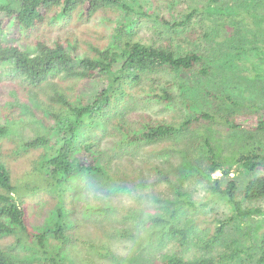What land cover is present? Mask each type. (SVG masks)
<instances>
[{"label": "trees", "instance_id": "1", "mask_svg": "<svg viewBox=\"0 0 264 264\" xmlns=\"http://www.w3.org/2000/svg\"><path fill=\"white\" fill-rule=\"evenodd\" d=\"M147 4L0 0V264H68L65 251L71 244L90 253L89 264L104 259L122 264L125 252L111 249L108 233L118 239L144 231L145 241L155 248L170 240L177 244V251L154 256L150 264H231L241 252L254 264H264V233L256 254L237 242L227 245L230 252L186 254L190 247L212 252L227 225L264 215L262 207L247 204L264 199V152L243 150L227 163L210 137L200 132L210 124L244 129L240 120L251 121L243 118L251 113L244 102L206 80L218 69L227 76L244 73L242 54L259 55L257 75L264 80V0H237L234 7L223 0H202L186 8L174 0L170 17L148 11ZM120 8L129 21L158 19L153 37L141 36L140 26L122 35L128 23L122 22L107 45L87 41L85 47L65 38V26L75 15L84 18ZM252 18L259 23L250 28L247 21ZM196 23L204 24L205 31ZM53 25L66 28L65 33L55 37L44 32ZM234 25L240 33L234 52L222 42L221 49L218 45L213 50L202 40L224 35ZM177 30L191 34L192 45L169 41ZM160 71L172 79L159 76ZM173 82L179 83L183 99L171 91ZM179 100L182 113L174 119L149 111L156 103ZM250 108L264 112L260 104ZM256 118L251 130L264 132V117ZM136 147L141 156L130 152ZM163 152L178 156L186 178L204 182L210 193L227 202L231 213L188 218V211L200 213L204 204L181 190L172 204L146 203L143 206L156 211L139 210L136 203L143 202L134 194L146 201L160 195L150 190L148 180L152 172L163 174L157 168L165 159ZM217 171L222 176L234 171L254 175L240 183L237 178L223 181L214 176ZM126 198L128 203L122 200ZM198 222L206 225L199 227ZM135 259L130 256L123 264H137Z\"/></svg>", "mask_w": 264, "mask_h": 264}, {"label": "rangeland", "instance_id": "2", "mask_svg": "<svg viewBox=\"0 0 264 264\" xmlns=\"http://www.w3.org/2000/svg\"><path fill=\"white\" fill-rule=\"evenodd\" d=\"M147 3L146 7L148 11H154L160 13V15H165L170 17L172 14L170 1L174 0H144ZM181 2L182 8L193 6L194 4H201L202 0H177ZM223 2L229 6H235L237 0H223ZM239 9H247L245 6H238ZM238 10V9H237ZM122 22H128L126 31L122 34L132 32V30L138 26V32L141 36H152V32L155 27L159 26V21L155 17H145L141 19L140 23L135 21H129L126 16V11L122 8L114 10H98L90 17H81L75 15L65 26L69 31L65 34L66 39L73 38L76 45H82L87 47L89 44L87 41L97 44V45H107L113 41L115 37L117 26ZM230 20H226V24ZM259 21L256 18H252L247 21V24L250 28L255 27ZM197 28L205 31V26L202 23H196ZM236 25L231 26L232 30L226 29V34L220 36H212L208 39H202L206 41L209 46L214 50L218 45L223 46L220 42L224 43L226 47L231 48L230 52L235 51V46L240 40V33L235 28ZM64 27L51 26V31L44 28V32L54 35L55 37L58 34L65 33ZM50 31V32H49ZM78 32V34H77ZM157 37V34L155 35ZM169 38V36H168ZM184 38V39H181ZM192 35L187 33H181L180 30H177L174 33V36H170L169 41L172 40L174 43L179 46L192 45L188 41H191ZM178 41V43H177ZM232 42V43H231ZM83 49V48H82ZM80 48L79 50L82 51ZM239 59L240 66H243L241 70H245L242 74H233L227 76L222 69L216 70V72L211 75V78L206 80V84H209L213 88H219L223 93L231 95L234 99H237L241 102H244L248 116L243 118H250V120L241 119L240 123L244 125V129L231 130L225 127L222 124H210L200 127V132L207 134L211 143L217 147V153L219 158H224L227 163H231L233 159L241 152L248 149H261L264 152V132L251 130L252 125H257V118L259 116L264 117V112L262 114L256 113L250 108L253 105H262L264 106V80L259 81V55L258 54H242ZM243 62V63H242ZM252 63H258L255 67ZM158 75L164 79H172V75H168L166 72L160 71ZM256 82V83H255ZM259 82V83H257ZM178 82H173L171 86V91L174 93L176 98L183 99L182 89L179 87ZM254 85V86H253ZM217 90V89H214ZM218 91V90H217ZM192 92V93H196ZM219 92V91H218ZM4 92L0 89V99H3ZM182 102L179 100L177 103H168L161 104L156 103L153 106L149 107V111L153 116L164 117L168 119H174L181 115L182 113ZM140 110H145L141 108ZM28 129L22 130L24 136H27ZM17 138H23L20 134H15ZM15 146L14 143H10ZM142 148L143 146H139ZM149 148V147H148ZM133 156H141L139 153V148L136 147L130 150ZM147 155V154H146ZM170 154L163 152L162 157L165 159H160L157 168L163 171V174L157 175L152 172L149 176V184L151 188L156 192H159L160 195L157 196L158 199L149 197V201H146L144 196L134 194L136 197L139 196L142 199L143 203H136L139 210L147 209L152 212L156 211L151 206H143L146 203H160L162 206L172 204L176 202L178 198V191H188L193 194L196 202H202L204 207L201 209L200 213L188 211L186 216L189 218H196L201 215H212L213 213H218L221 217H226L231 213L230 207L227 202L223 199L215 197L208 190L206 184L202 181L194 180L192 178H186L183 172L184 166L180 163V158L173 154L168 157ZM16 164L21 165L19 160L15 161ZM263 173V171H259ZM254 173L248 174L246 172H232L230 176H222L220 171H217L214 176H222L223 181H226L230 178H237L240 183H244L248 177L253 176ZM124 202H127V198L122 199ZM114 203L116 201L114 200ZM251 206H260L264 209V199L258 201L247 202ZM197 226L204 227L205 223H196ZM213 227V225L210 224ZM132 229L134 227L132 226ZM137 233V232H135ZM264 233V215L256 216L251 222H242L236 220L231 224L227 225L225 228L224 234L217 240L214 244V250L207 251L205 249L198 251V248L190 247L189 250H186L187 255H217L222 252H230V249L227 247L229 243L237 242V244L242 249L252 250L255 254L258 252L259 245V236ZM110 244H112L111 249H118L122 254L125 252V258L123 260L119 259V262L122 264L128 260L130 256H136L135 259L137 264H150L154 256H158L164 252H174L177 251V244L174 240H170L166 245L155 248L154 245L147 244L145 241L146 232H142L141 235L137 234L132 235L129 238H118L115 234H110ZM123 239V241H120ZM80 249V250H79ZM75 252L79 253L81 257L75 255ZM30 252H25L24 257H26ZM89 252H86L84 248L80 247L78 244H72L65 251V256L67 258L68 264H89ZM236 259L231 264H254L252 259L249 256L238 253L235 257ZM134 259V257H133ZM100 264H108V259L99 261ZM118 262V263H119ZM130 264H135L134 260Z\"/></svg>", "mask_w": 264, "mask_h": 264}]
</instances>
